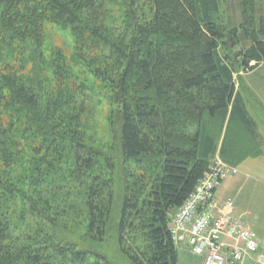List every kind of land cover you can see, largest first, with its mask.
<instances>
[{"label":"trees","instance_id":"trees-1","mask_svg":"<svg viewBox=\"0 0 264 264\" xmlns=\"http://www.w3.org/2000/svg\"><path fill=\"white\" fill-rule=\"evenodd\" d=\"M115 1L0 0V264H114L98 246L114 220V252L130 264H177L170 216L209 170L221 133L229 164L258 145L236 64L264 63V38L235 51L239 29L220 0H121L111 22ZM242 3L249 37L255 2ZM47 21L72 28L71 62L43 54ZM79 65L111 92L108 152L85 133Z\"/></svg>","mask_w":264,"mask_h":264},{"label":"rangeland","instance_id":"rangeland-1","mask_svg":"<svg viewBox=\"0 0 264 264\" xmlns=\"http://www.w3.org/2000/svg\"><path fill=\"white\" fill-rule=\"evenodd\" d=\"M254 2V24L251 25V29L253 28L254 31L252 29L251 31L253 32L250 34V36L246 37L243 27L246 25L244 23V20L246 19L247 15L244 10L245 7L243 6L242 0H220L221 14L224 22L229 23L239 29L241 41L240 44L235 48V51H239L242 48L248 47L251 43V37L254 35L258 36L259 38H264V31H261L260 29L261 22L264 26V0H254ZM124 9L125 8L121 0H116L114 3V12L111 15V17H113L111 22H120ZM248 13H250V11ZM44 30L46 34V40L42 47V52L45 57L49 58L50 56H52L53 50H61L67 57L68 61L71 62L70 57H72L75 53L76 47V39L72 28L70 26L68 27V25L65 24L47 21L44 24ZM15 57L17 58V56ZM8 60L14 63L13 58ZM2 64L3 59L0 57V71L3 69ZM236 67L237 87L244 93L243 97L249 113H264V107L262 108L261 103L256 98H254L252 90L248 87V83H250L251 81L250 79H264L257 77L260 74H264V67L257 70V75L254 74L248 77H245L247 73L239 64H236ZM28 68L30 67L28 66ZM74 71L77 75L80 76V78L84 79L87 87V89L80 97L79 101L80 103H83V106L85 107L84 113L82 115L85 127L84 129H86L85 133H87V136L95 147L108 152L109 148L112 146V143L117 137L116 129L118 125V115L116 113H111L113 106L110 99L111 92L109 88L106 87V84L103 83V81H101L99 78H97L87 67H83L81 65L74 66ZM75 79L76 81L78 80V77H76V75ZM239 140L241 143L243 142L242 136H240ZM243 145L246 147L245 144ZM247 147V149H250V146ZM216 159L218 158H213L211 163ZM118 170L119 164L117 167V171ZM238 173L239 170L237 174ZM261 189L262 188L253 191L251 186H246L244 190L236 196V198L242 212H246L243 219L252 222V226L258 234L259 248L260 250L264 251V192ZM121 192L122 191H119L117 197L120 196ZM256 194L261 195L256 196ZM120 202L121 198L119 197L117 204L119 205ZM64 216L65 218L67 217V221H69L70 218L71 220H73V217L70 214ZM80 220L77 219L73 222V225H76V231L80 229L81 231L83 230V227H81L80 225ZM113 222L114 224L112 225V229L106 237L105 241L98 246L100 250L103 251V253H106L107 256L112 258L114 264H130L127 258L121 257L120 253L114 252V245L116 244L115 238L117 233V220H114ZM260 238H262V249L260 247ZM176 247L179 255L177 264H195V262L196 264H201V260L203 258L202 256L194 254L190 249L188 250L187 248V250L184 251L183 249L185 248L183 244H180L178 246L176 245ZM182 252H184V255L182 254ZM196 256L201 257V260H199V258Z\"/></svg>","mask_w":264,"mask_h":264},{"label":"built area","instance_id":"built-area-1","mask_svg":"<svg viewBox=\"0 0 264 264\" xmlns=\"http://www.w3.org/2000/svg\"><path fill=\"white\" fill-rule=\"evenodd\" d=\"M238 168L218 158L199 180L192 194L170 216L173 241L185 244L201 264H264L257 232L230 214L231 199L221 209L217 189Z\"/></svg>","mask_w":264,"mask_h":264},{"label":"crops","instance_id":"crops-1","mask_svg":"<svg viewBox=\"0 0 264 264\" xmlns=\"http://www.w3.org/2000/svg\"><path fill=\"white\" fill-rule=\"evenodd\" d=\"M264 67V63H260L256 68L246 72L245 77L251 75H257V70ZM260 78H264V74H260ZM248 83L249 89L252 90L254 98H256L264 107V79H250ZM244 94V93H243ZM257 125L258 133V145L251 149H247L242 154L235 153V161H228L231 165L238 167L239 173L235 176L228 177L225 181L222 182L220 187L217 190V195L219 198V205L221 209L227 207V200H232V205L230 206V214L244 218L246 212H242L236 196L241 193L246 186H251L253 191L262 188L264 192V113H249ZM225 130L221 133V136L218 140V147L213 155V158H220L224 160V157L221 155L222 144L224 140ZM226 161V160H225ZM261 194H256V196ZM244 220V219H243ZM245 222L247 220H244ZM248 222V223H247ZM246 223L253 228L252 222L247 221ZM260 247L262 249V238H260ZM183 249L189 250V248L184 245ZM187 248V249H186ZM184 252H182L183 254ZM184 255V254H183ZM179 257V255H178ZM198 257V256H196ZM201 260V257H198ZM202 262V260H201ZM196 264V262H195Z\"/></svg>","mask_w":264,"mask_h":264}]
</instances>
